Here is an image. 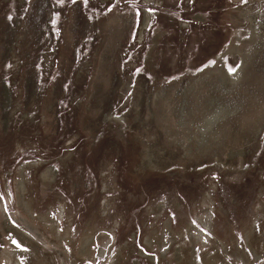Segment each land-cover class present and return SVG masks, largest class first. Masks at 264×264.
<instances>
[{"label":"rangeland","instance_id":"rangeland-1","mask_svg":"<svg viewBox=\"0 0 264 264\" xmlns=\"http://www.w3.org/2000/svg\"><path fill=\"white\" fill-rule=\"evenodd\" d=\"M0 264H264V0H0Z\"/></svg>","mask_w":264,"mask_h":264},{"label":"bare ground","instance_id":"bare-ground-1","mask_svg":"<svg viewBox=\"0 0 264 264\" xmlns=\"http://www.w3.org/2000/svg\"><path fill=\"white\" fill-rule=\"evenodd\" d=\"M233 77V74L226 73L225 78L230 80ZM215 97V96H214ZM209 105L208 111L205 114L204 121V131H210L214 129L213 127L217 122L224 119L226 116L232 115L233 112H236L240 105L232 106V101L220 103L217 97L210 98L207 100ZM205 113V112H204Z\"/></svg>","mask_w":264,"mask_h":264},{"label":"flooded vegetation","instance_id":"flooded-vegetation-1","mask_svg":"<svg viewBox=\"0 0 264 264\" xmlns=\"http://www.w3.org/2000/svg\"><path fill=\"white\" fill-rule=\"evenodd\" d=\"M148 19H149L148 14L146 12H144L143 16H142L141 27H140L141 29L139 28V30H138V39H139V41H141V38L143 39L142 33H143L144 28L147 26ZM4 124H6L5 121H4Z\"/></svg>","mask_w":264,"mask_h":264},{"label":"snow or ice","instance_id":"snow-or-ice-1","mask_svg":"<svg viewBox=\"0 0 264 264\" xmlns=\"http://www.w3.org/2000/svg\"><path fill=\"white\" fill-rule=\"evenodd\" d=\"M231 71H233V70L230 69V72H231ZM14 243H15V241H14ZM17 247H19V245H17Z\"/></svg>","mask_w":264,"mask_h":264},{"label":"crops","instance_id":"crops-1","mask_svg":"<svg viewBox=\"0 0 264 264\" xmlns=\"http://www.w3.org/2000/svg\"><path fill=\"white\" fill-rule=\"evenodd\" d=\"M155 37H157V36H155ZM155 44V43H154Z\"/></svg>","mask_w":264,"mask_h":264}]
</instances>
